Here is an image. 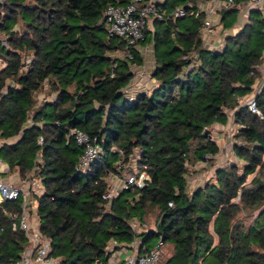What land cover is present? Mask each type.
I'll return each mask as SVG.
<instances>
[{
	"label": "trees",
	"instance_id": "16d2710c",
	"mask_svg": "<svg viewBox=\"0 0 264 264\" xmlns=\"http://www.w3.org/2000/svg\"><path fill=\"white\" fill-rule=\"evenodd\" d=\"M128 1L0 3V35L7 41L0 43L6 64L0 68V158L20 178L39 181L31 214L51 238L58 264H106L114 246L139 237L142 252L152 236H161L170 253L160 254L161 264H264V83L254 93L256 112L239 102L264 78V12L252 9L249 21L225 35L220 49H209L200 39L203 15L192 6L204 0L159 1L167 13L185 6L182 18L189 21L150 18L138 44L148 48L146 34L152 32V77L159 84L129 97L123 88L133 86L132 65H141L142 52L133 48L129 59L125 40L108 37L103 22L105 6ZM234 2L221 22L248 0ZM165 41L168 48L160 50ZM226 110L238 126L232 149L243 162L241 173L227 165L189 188L186 163L218 152L209 131L203 132L214 123L226 124ZM71 128L95 136L103 149L85 172L76 169L82 149L67 136ZM112 146L122 150L124 160L137 150V167L149 181L122 192L132 197L121 194L108 202L101 195L119 158ZM153 207L156 230L136 233L130 219L149 226ZM3 209L20 213L21 200L0 205V264H9L28 240L22 230L11 229L13 218ZM111 240L117 244L107 248Z\"/></svg>",
	"mask_w": 264,
	"mask_h": 264
},
{
	"label": "built area",
	"instance_id": "2783aa9c",
	"mask_svg": "<svg viewBox=\"0 0 264 264\" xmlns=\"http://www.w3.org/2000/svg\"><path fill=\"white\" fill-rule=\"evenodd\" d=\"M2 1L3 0H0V3H2ZM159 1L162 0H129L124 4H108L103 9V22L105 24L107 36L118 37L125 40V45L123 47L124 54L129 59L133 57L131 54L133 48L141 52L149 50L146 46L141 47L138 43L144 40V31L150 18H156L162 21L169 17L177 19L186 16L187 10L185 6H177L167 13L156 5ZM235 5L234 0H204L192 4L196 14L200 13L203 15L202 25L200 27V39L203 47L220 49L223 46L225 35H221L223 30L222 28L219 29L218 26L221 22L222 13L234 8ZM255 8L264 12V0H248L247 4L241 9L242 12H248ZM0 43L3 46H7L6 39L1 35ZM189 57L191 58L192 55ZM28 62L29 60L27 63ZM5 65V62L0 60V68H3ZM134 67L135 66L132 65V69ZM142 69L141 66V69L139 68L138 71L139 75L145 74ZM152 81H154V79H152ZM263 83L264 78L256 93L259 92ZM123 90L126 93L131 91V89L127 87L123 88ZM254 97L249 102L248 107L251 111L256 112ZM32 124L33 121L28 119L26 125L31 126ZM67 136L74 138L82 149L76 165L77 170L83 172L87 171L91 165L98 162L103 156V149L95 136H90L86 131L80 128L69 129ZM13 140L14 139H9L8 142ZM37 142L38 144H42L43 137L39 136ZM2 143L3 140L0 139V146ZM111 149L118 152L119 158L114 163V169L108 172L106 180L107 188L101 195V198L108 202L124 191H135L144 188L149 181L148 174L137 167L138 157L135 153L131 154L127 160H124L121 149L116 146H112ZM38 194L39 181L37 179H29L27 177L20 178L17 174H13L8 163L0 158V205L5 202H15L18 199L21 200L20 213H9L6 209H3V213L13 218L11 229L22 230L28 240L27 248H25L14 262L9 264H58V258L51 254V238L41 232L37 219L31 214L32 210L36 209L34 205L36 202L34 196ZM135 198H137L136 195ZM172 205V201L168 202L169 207ZM129 224L136 233H145L148 231V229L138 231L137 229L141 226L135 218H131ZM153 230H156V228ZM140 243V238L135 237L128 246L120 247L119 249H114L113 247V249H110L111 253L106 264H156L163 251L162 237H158L156 245L148 248L143 247L142 252H138L137 250ZM116 244L115 240H111L107 248ZM124 248H129L130 254L121 261L120 252Z\"/></svg>",
	"mask_w": 264,
	"mask_h": 264
},
{
	"label": "rangeland",
	"instance_id": "374dc122",
	"mask_svg": "<svg viewBox=\"0 0 264 264\" xmlns=\"http://www.w3.org/2000/svg\"><path fill=\"white\" fill-rule=\"evenodd\" d=\"M250 11L251 10H249L248 12L250 13ZM248 12H244V11L242 12V9H240V11L233 12L230 15H228L225 18L224 22L219 23L218 28L219 29L224 28L221 35H227L228 36V35L236 34L238 29L243 24H245L246 22L249 21ZM253 15L258 17V18H263V16L259 13H253ZM222 18H223V16L221 17V19ZM187 21H189L187 18H182L181 20H179V23H184ZM161 25L164 27L165 22H163ZM230 26L231 27L234 26V28L231 29ZM146 35H147L146 36V44H149V47H148L149 50L142 52V56H141L142 63H141V65L137 66L138 69L139 68L141 69V66H142V68H143L142 71L145 72V74H143V75L138 74L139 75L138 78L136 77L134 79V83H133L134 88L138 87V90H137L138 92H144L146 90V88L151 89V85H148V81L152 82V83L149 82L150 84H152V87H158V84H159V82L152 77L153 69H154V65H155V58L152 55L151 46H150V44L154 43V40L152 38V32H149ZM102 36L104 38L106 37L104 32H102ZM224 41H225V39L223 40V42ZM167 48H168V43L166 41L162 42L159 45L160 50H163V49L165 50ZM261 71H262L263 77H264V62L261 65ZM152 79H154V81H152ZM261 83L259 85H261ZM259 85L257 87H255L254 92L251 95H248L246 97H242L239 100L240 104L249 106V102L255 96L256 91L259 88ZM134 88H133V90H134ZM127 95L129 97H131V95H133V94L128 92ZM226 112L229 115V120L227 121L226 124L221 125V124L214 123L211 126H209L208 128H206L205 131L203 132V134H204L205 132L209 131L210 140H212L213 142H215L217 144L218 152L216 154H213V155H211V154L205 155V157L203 158V161H197L194 163H192V162L186 163L187 170L185 173V178H186V181L189 185V188H193L197 185L203 184V182H205L208 179L214 178V173H215L216 169L217 168L220 169V168L225 167L227 165L237 166L239 168V173H241V166L243 165V162L236 158L234 151L232 149L234 146V143L236 142L234 135L236 133L238 126L232 122V116H231L232 111L226 110ZM137 154H138V151H137ZM35 162H36L35 158L32 159V166H33V163L35 164ZM33 168H34V166H33ZM253 174H254V172H252L248 175L247 183L252 178ZM199 179H201L202 182ZM121 194L123 195V198H126L127 196L129 198L132 197L131 192L120 193L119 195H121ZM235 201H237V200L235 199ZM157 210L158 209L156 207H153L150 209V214H152L150 220H153L155 218V214H158ZM34 211L35 210H32V212H34ZM240 217L242 218V217H244V215L241 213ZM157 241H158V237L152 236L148 242V245L154 246V245H156ZM162 250H163L162 251L163 255L167 256L170 254L165 247ZM129 254H130V249L124 248L120 252V257L122 259H124ZM156 264H161L159 259L157 260Z\"/></svg>",
	"mask_w": 264,
	"mask_h": 264
},
{
	"label": "crops",
	"instance_id": "0c3cea01",
	"mask_svg": "<svg viewBox=\"0 0 264 264\" xmlns=\"http://www.w3.org/2000/svg\"><path fill=\"white\" fill-rule=\"evenodd\" d=\"M233 28H234V27H233ZM132 70H133V72H134V77L132 78V80H133V81H132V84H133V83H134V79H135L136 77L138 78V76H139V75H138V71H139V69L137 68V66H135ZM148 85H151V86H152V84H150L149 81H148ZM133 88H134L133 86L130 87V89H131L130 93L133 94V95H131L132 97H133L134 94H135V93H134V90H135V92H137V90H138V87L134 88V90H133ZM148 90H150V89H147V88H146L145 91H148ZM135 154L138 155V154H137V150H136ZM11 172H12L13 174H17V176H19V175H18V172H17V169H16V170H13V171L11 170ZM199 180L202 182L201 179H199ZM35 201H36V200H35ZM34 205L37 206V201L34 203ZM35 208H36V207H35ZM150 219H151V218H150ZM154 219H155V218H154ZM154 219L151 220V224H150L149 226H146V227H142V226L140 225V223L138 222L139 225H140L141 227L138 228L137 230H138V231L143 230V229H152V230H153V229L155 228ZM141 247H142V245H141L140 247L138 246V249H137L138 252H140L139 250H140ZM121 261H122V258H121Z\"/></svg>",
	"mask_w": 264,
	"mask_h": 264
},
{
	"label": "water",
	"instance_id": "95a60500",
	"mask_svg": "<svg viewBox=\"0 0 264 264\" xmlns=\"http://www.w3.org/2000/svg\"><path fill=\"white\" fill-rule=\"evenodd\" d=\"M119 248H120L119 245L114 246V249H119ZM96 264H97V263H96Z\"/></svg>",
	"mask_w": 264,
	"mask_h": 264
},
{
	"label": "bare ground",
	"instance_id": "6f19581e",
	"mask_svg": "<svg viewBox=\"0 0 264 264\" xmlns=\"http://www.w3.org/2000/svg\"><path fill=\"white\" fill-rule=\"evenodd\" d=\"M148 232V231H147ZM147 232H145V233H147ZM142 245V241H141V243H140V245H139V247Z\"/></svg>",
	"mask_w": 264,
	"mask_h": 264
}]
</instances>
